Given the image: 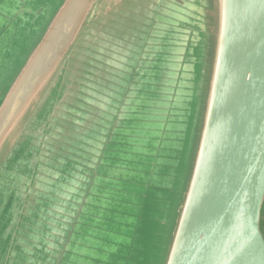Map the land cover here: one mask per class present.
Returning a JSON list of instances; mask_svg holds the SVG:
<instances>
[{"label":"water","instance_id":"obj_1","mask_svg":"<svg viewBox=\"0 0 264 264\" xmlns=\"http://www.w3.org/2000/svg\"><path fill=\"white\" fill-rule=\"evenodd\" d=\"M56 1L0 0V44L34 36L0 64V264H264V0Z\"/></svg>","mask_w":264,"mask_h":264},{"label":"rangeland","instance_id":"obj_2","mask_svg":"<svg viewBox=\"0 0 264 264\" xmlns=\"http://www.w3.org/2000/svg\"><path fill=\"white\" fill-rule=\"evenodd\" d=\"M53 8L56 7V5L58 4V1L55 0V2H53ZM44 17V22L49 18L48 13H44V16H42V18ZM17 33L14 32H10L9 35L7 37H5L3 39V41L0 44V64H4V62L1 60L2 56L7 54V57L9 56V52H11V59L10 61L6 64V70L7 72L10 73V71L12 70V64L19 62L20 58L22 59L25 54L28 52L29 48H30V42H32L34 40V36H32L31 39H29L28 41H25L22 45L21 48V52L16 55L12 52V49L14 47V42H15V36ZM29 45V46H28ZM28 47V48H27ZM27 48V49H26ZM3 76V75H2ZM0 77V84L4 83L7 79V77ZM191 146H193V144L191 143ZM263 221H264V214H263ZM264 225V224H263ZM168 229H164V233L168 232ZM164 235V234H163ZM166 247H167V240L164 246V252L161 256V258L158 260L157 264H162L163 259H164V255H165V251H166ZM161 253V251H160Z\"/></svg>","mask_w":264,"mask_h":264}]
</instances>
